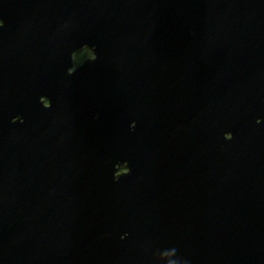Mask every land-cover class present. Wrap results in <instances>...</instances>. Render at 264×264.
<instances>
[{
    "label": "water",
    "instance_id": "obj_1",
    "mask_svg": "<svg viewBox=\"0 0 264 264\" xmlns=\"http://www.w3.org/2000/svg\"><path fill=\"white\" fill-rule=\"evenodd\" d=\"M0 19V264H264V0Z\"/></svg>",
    "mask_w": 264,
    "mask_h": 264
},
{
    "label": "flooded vegetation",
    "instance_id": "obj_2",
    "mask_svg": "<svg viewBox=\"0 0 264 264\" xmlns=\"http://www.w3.org/2000/svg\"><path fill=\"white\" fill-rule=\"evenodd\" d=\"M1 26H3V23H2V21L0 19V27ZM78 57H81L80 58V61H76ZM89 58H92V55H91V53H90L89 50H87V49L84 48L80 53L75 54L73 56L74 68H76L77 66L81 65L86 59H89ZM41 101L44 103L45 106H48L49 103H48L47 100H45V99L42 98Z\"/></svg>",
    "mask_w": 264,
    "mask_h": 264
},
{
    "label": "trees",
    "instance_id": "obj_3",
    "mask_svg": "<svg viewBox=\"0 0 264 264\" xmlns=\"http://www.w3.org/2000/svg\"><path fill=\"white\" fill-rule=\"evenodd\" d=\"M80 58H81V57H78L76 61H80Z\"/></svg>",
    "mask_w": 264,
    "mask_h": 264
}]
</instances>
